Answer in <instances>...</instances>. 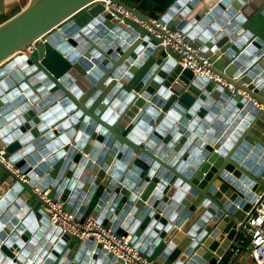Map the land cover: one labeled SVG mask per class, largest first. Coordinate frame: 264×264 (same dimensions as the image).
<instances>
[{"label":"water","instance_id":"obj_1","mask_svg":"<svg viewBox=\"0 0 264 264\" xmlns=\"http://www.w3.org/2000/svg\"><path fill=\"white\" fill-rule=\"evenodd\" d=\"M25 1L0 24V264H129L52 225L49 201L154 264H221L264 195V0H0V16ZM175 31L215 79L179 65Z\"/></svg>","mask_w":264,"mask_h":264},{"label":"built area","instance_id":"obj_2","mask_svg":"<svg viewBox=\"0 0 264 264\" xmlns=\"http://www.w3.org/2000/svg\"><path fill=\"white\" fill-rule=\"evenodd\" d=\"M173 38L178 40L181 45L166 40L165 46L171 45L178 58V63L183 69L190 70L198 77H209L215 79L210 71L206 70V66H210L209 62L204 59L201 65L197 57H201L194 48L180 40V32H171ZM4 151L0 152V159L6 163L10 169H14L11 164L3 158ZM23 182H28L24 176H20ZM50 207L48 213L52 215V224L62 230L80 237L82 240L94 238L101 245V250L106 254L112 253L116 258L122 259L129 264H154L148 258H143L139 249L134 246L129 236L118 235L111 229L106 228L95 219L88 218L84 225L75 215L68 213L62 209V205L58 201H49ZM83 227L84 230L80 228ZM251 250L249 252L248 250ZM248 254L251 264H264V195L260 198L254 214L247 221L241 236L230 249L226 259L221 264H243L242 257ZM247 264V263H246Z\"/></svg>","mask_w":264,"mask_h":264},{"label":"crops","instance_id":"obj_3","mask_svg":"<svg viewBox=\"0 0 264 264\" xmlns=\"http://www.w3.org/2000/svg\"><path fill=\"white\" fill-rule=\"evenodd\" d=\"M27 2L28 1H25V2H22L21 4H19L16 8H13V10H10V12L7 14V15H2L0 16V24L2 22H4L5 20H7L8 18L12 17L13 15H15L16 13H18L20 10H22L26 5H27ZM225 85V84H224ZM244 87H247L246 85ZM239 94L240 95H243V96H246L242 91H239ZM247 97V96H246ZM251 99V98H250ZM252 101H254L252 99ZM255 105H258V104H255ZM36 191V190H35ZM172 200V199H171ZM53 225V224H52ZM129 236L131 237V239L133 240V235L130 233ZM44 238H42V241H43ZM40 245V242L37 243V245H35V248L36 247H39ZM35 251L32 252V254L34 255ZM246 255V254H245ZM245 255L242 257V262L243 264H251L252 261L250 260V257H249V260L247 258H245Z\"/></svg>","mask_w":264,"mask_h":264},{"label":"rangeland","instance_id":"obj_4","mask_svg":"<svg viewBox=\"0 0 264 264\" xmlns=\"http://www.w3.org/2000/svg\"><path fill=\"white\" fill-rule=\"evenodd\" d=\"M245 258H247V259L249 260V255H248V254H246V255H245Z\"/></svg>","mask_w":264,"mask_h":264}]
</instances>
